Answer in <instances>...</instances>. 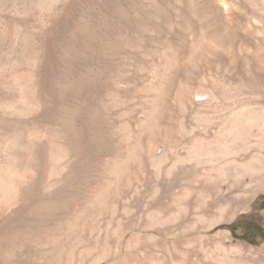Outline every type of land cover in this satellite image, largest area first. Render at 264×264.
I'll use <instances>...</instances> for the list:
<instances>
[{
  "label": "rangeland",
  "instance_id": "rangeland-1",
  "mask_svg": "<svg viewBox=\"0 0 264 264\" xmlns=\"http://www.w3.org/2000/svg\"><path fill=\"white\" fill-rule=\"evenodd\" d=\"M0 41V264H264V0H3Z\"/></svg>",
  "mask_w": 264,
  "mask_h": 264
},
{
  "label": "bare ground",
  "instance_id": "bare-ground-1",
  "mask_svg": "<svg viewBox=\"0 0 264 264\" xmlns=\"http://www.w3.org/2000/svg\"><path fill=\"white\" fill-rule=\"evenodd\" d=\"M16 1H17V0H13V3L15 4ZM2 2H3V0H0V4H1ZM0 42H1V41H0ZM1 45H2V44H0V66H1L2 61H3V54H2V51H1V48H2ZM261 168H262V167H261ZM263 168H264V167H263ZM248 170H250V168H248ZM252 170H253V169H251V171H252ZM261 170H262V169H261ZM255 171H256V170H255ZM258 171H259V170H258ZM258 171H257V172H258ZM257 172H256V173H257ZM251 173H255V172L253 171V172H251ZM258 173H259V172H258ZM260 174H261V172H260ZM0 184H1V183H0ZM0 188H1V187H0ZM2 190H3V189H2Z\"/></svg>",
  "mask_w": 264,
  "mask_h": 264
},
{
  "label": "trees",
  "instance_id": "trees-1",
  "mask_svg": "<svg viewBox=\"0 0 264 264\" xmlns=\"http://www.w3.org/2000/svg\"><path fill=\"white\" fill-rule=\"evenodd\" d=\"M254 232H255V234H253V236H257V237L264 239V230L263 229H255Z\"/></svg>",
  "mask_w": 264,
  "mask_h": 264
}]
</instances>
